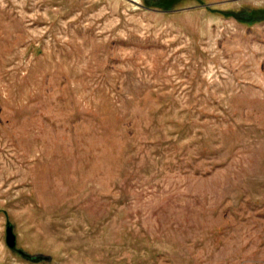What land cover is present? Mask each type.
Listing matches in <instances>:
<instances>
[{
	"label": "rangeland",
	"instance_id": "obj_1",
	"mask_svg": "<svg viewBox=\"0 0 264 264\" xmlns=\"http://www.w3.org/2000/svg\"><path fill=\"white\" fill-rule=\"evenodd\" d=\"M0 264H264V0H0Z\"/></svg>",
	"mask_w": 264,
	"mask_h": 264
},
{
	"label": "water",
	"instance_id": "obj_2",
	"mask_svg": "<svg viewBox=\"0 0 264 264\" xmlns=\"http://www.w3.org/2000/svg\"><path fill=\"white\" fill-rule=\"evenodd\" d=\"M6 234H7L6 235V243H7L9 248L13 249L15 246V242H14V237L10 231V227L7 228Z\"/></svg>",
	"mask_w": 264,
	"mask_h": 264
},
{
	"label": "trees",
	"instance_id": "obj_3",
	"mask_svg": "<svg viewBox=\"0 0 264 264\" xmlns=\"http://www.w3.org/2000/svg\"><path fill=\"white\" fill-rule=\"evenodd\" d=\"M33 260H35V259L33 258Z\"/></svg>",
	"mask_w": 264,
	"mask_h": 264
}]
</instances>
